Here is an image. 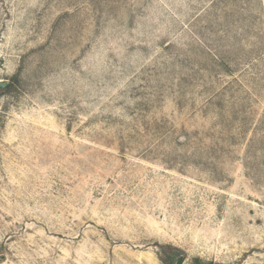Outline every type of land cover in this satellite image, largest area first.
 <instances>
[{"label": "rangeland", "instance_id": "obj_1", "mask_svg": "<svg viewBox=\"0 0 264 264\" xmlns=\"http://www.w3.org/2000/svg\"><path fill=\"white\" fill-rule=\"evenodd\" d=\"M1 83L0 264H264V0H0Z\"/></svg>", "mask_w": 264, "mask_h": 264}, {"label": "water", "instance_id": "obj_2", "mask_svg": "<svg viewBox=\"0 0 264 264\" xmlns=\"http://www.w3.org/2000/svg\"><path fill=\"white\" fill-rule=\"evenodd\" d=\"M4 85H5V83H1V84H0V86H4ZM179 261H180V260H178V262H177V263H179Z\"/></svg>", "mask_w": 264, "mask_h": 264}]
</instances>
